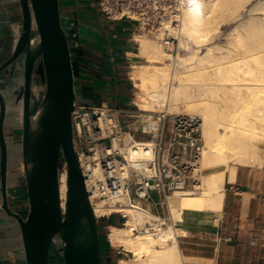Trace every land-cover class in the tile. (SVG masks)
<instances>
[{
	"label": "bare ground",
	"instance_id": "obj_1",
	"mask_svg": "<svg viewBox=\"0 0 264 264\" xmlns=\"http://www.w3.org/2000/svg\"><path fill=\"white\" fill-rule=\"evenodd\" d=\"M180 46L174 55L164 43V31L135 35L139 58L130 78L138 89L142 111L165 110L200 116L205 148L200 162L201 184L196 194L177 192L171 198L173 224L162 235L135 233L150 222L140 210L128 208L127 225L111 226L109 242L133 256L119 264H184L179 223L189 210H220L228 165H254L264 151V0H180ZM134 54V53H133ZM132 55V54H131ZM260 164V163H259ZM67 172L61 175L65 209ZM113 208L100 204L98 216Z\"/></svg>",
	"mask_w": 264,
	"mask_h": 264
},
{
	"label": "water",
	"instance_id": "obj_2",
	"mask_svg": "<svg viewBox=\"0 0 264 264\" xmlns=\"http://www.w3.org/2000/svg\"><path fill=\"white\" fill-rule=\"evenodd\" d=\"M22 33L15 55L25 53L28 81L39 61L40 90L35 112L26 93L20 122L7 125L0 96V237L13 244L24 264H49L56 249L64 264H102V240L74 145L72 115L89 105L75 77L72 52L63 27L62 0H16ZM16 130L21 143H14ZM67 165V199L61 200V175ZM24 180L29 208L14 212L9 199ZM15 250V249H14Z\"/></svg>",
	"mask_w": 264,
	"mask_h": 264
},
{
	"label": "built area",
	"instance_id": "obj_3",
	"mask_svg": "<svg viewBox=\"0 0 264 264\" xmlns=\"http://www.w3.org/2000/svg\"><path fill=\"white\" fill-rule=\"evenodd\" d=\"M76 1L63 25L72 55L83 48L82 15L92 11L110 22H130L134 31H159L170 22L176 32L164 31L165 45L174 49L180 41V0ZM72 127L98 224L117 216L125 226L130 218L126 211L131 208L150 217V222L134 232L158 237L162 229L173 224L170 201L174 194L199 192L205 148L200 117L166 110L147 112L139 107L80 104L72 115ZM63 171L67 172L66 163ZM100 204L113 208V212L98 216ZM175 233L179 239L176 229Z\"/></svg>",
	"mask_w": 264,
	"mask_h": 264
},
{
	"label": "crops",
	"instance_id": "obj_4",
	"mask_svg": "<svg viewBox=\"0 0 264 264\" xmlns=\"http://www.w3.org/2000/svg\"><path fill=\"white\" fill-rule=\"evenodd\" d=\"M76 4V0H62L63 18H70V10ZM15 5L20 12L16 0ZM6 7L4 5L8 14ZM90 17L84 14L81 18L82 49L84 51L88 47L89 54L87 56L83 52V58L78 62L80 87L92 95L88 98L96 106L129 108L135 90L130 78V69L135 63L130 38L133 25L127 21L110 22L98 15L96 26L89 22ZM83 36H90L93 42L87 44ZM9 48V43L0 33V55ZM21 141L22 132L16 130L13 142ZM259 163L235 165L226 171L220 210L185 211L178 227L185 233L179 235L184 264H264V151ZM14 194L12 210L25 214L29 203L24 180L19 181ZM114 219V216L107 218L117 224ZM98 225L100 229L109 230L114 226L106 227L101 222ZM16 249L13 244L4 247L0 237V264H24ZM114 249L110 243L102 246V264H115ZM11 257L15 260L12 261ZM54 264L62 262L56 259Z\"/></svg>",
	"mask_w": 264,
	"mask_h": 264
},
{
	"label": "flooded vegetation",
	"instance_id": "obj_5",
	"mask_svg": "<svg viewBox=\"0 0 264 264\" xmlns=\"http://www.w3.org/2000/svg\"><path fill=\"white\" fill-rule=\"evenodd\" d=\"M4 5L7 6L8 14ZM19 9L20 12L17 10L15 0H0V33L3 34L4 39L10 46L7 51L0 55V96L5 103L7 125H10V128H14L13 124L20 122L27 90L29 89L31 92L30 108L32 112H35L38 106V97L43 95L39 88L41 83L39 75L40 62L38 61L34 66L28 81L26 55L24 52L15 55L23 25L21 8ZM15 198L14 194L11 200ZM11 200L9 199L10 204ZM19 258L25 262L21 256Z\"/></svg>",
	"mask_w": 264,
	"mask_h": 264
},
{
	"label": "rangeland",
	"instance_id": "obj_6",
	"mask_svg": "<svg viewBox=\"0 0 264 264\" xmlns=\"http://www.w3.org/2000/svg\"><path fill=\"white\" fill-rule=\"evenodd\" d=\"M153 33H156V31H152ZM145 33H147V34H150L151 33V31L149 30V29H147V30H137V31H134L133 30V32H132V36L130 37L131 38V44H132V46L134 47V52H135V54H138L139 53V48H140V46L135 42V40H134V38H135V35H143V34H145ZM170 50H169V52L170 53H172V54H174V55H177L178 53H180L182 56H185V54H186V52H185V50L184 49H182V47L180 46V43H176V45H175V48L174 49H171V47H168ZM133 58V61L135 62L134 64H133V66L134 65H145V64H148V62L145 60V59H142V58H139L138 56H134V57H132ZM133 69H130V72L132 71ZM135 88V90H134V94L132 95V98H131V100H130V107L129 108H132V109H134V108H138L137 107V104H136V100H137V93H138V89L136 88V87H134ZM123 108H125V107H123ZM165 110H167V109H165ZM170 112V111H169ZM171 113V112H170ZM190 115V114H189ZM200 117V116H199ZM235 165H228L227 166V169H226V171H228L229 169H231L232 167H234ZM21 187V186H20ZM19 187V188H20ZM154 197L155 198H157V195L155 194L154 195ZM115 221H116V223L117 224H120L121 222H120V218L119 217H115V219H114ZM182 222V221H181ZM180 222V223H181ZM101 224L103 225L104 224V221H101ZM123 227V226H122ZM179 234H180V232H179ZM99 235H100V237H101V240L102 239H104V238H108V235H107V229H100L99 230ZM110 243V242H109ZM111 244V243H110ZM112 245V244H111ZM113 246V245H112ZM115 247V246H114ZM114 251H115V256H114V261H115V264H119V261H120V259H122V258H126V259H129V258H131L132 256H133V254L132 253H127V252H125L122 248H118V247H115V249H114ZM52 257H57V258H60V256H59V254L56 252H53V249L51 250V253H50V257H49V264H52Z\"/></svg>",
	"mask_w": 264,
	"mask_h": 264
},
{
	"label": "trees",
	"instance_id": "obj_7",
	"mask_svg": "<svg viewBox=\"0 0 264 264\" xmlns=\"http://www.w3.org/2000/svg\"><path fill=\"white\" fill-rule=\"evenodd\" d=\"M85 5H86V3H85ZM85 14L86 15H88V16H91L90 17V19H89V22H91V23H93V25H96L97 26V24L99 23L98 22V14H96L94 11H92V12H85ZM62 23H63V25L65 26V24H66V19L65 18H63V20H62ZM83 39H85V41H87V44L89 43L90 44V42H93L92 41V38L89 36V37H86V36H83ZM84 42V41H83ZM88 46V45H87ZM92 48V46H90L89 47V49H91ZM84 49V48H83ZM83 49H81L80 51H78L76 54H73L72 55V60H73V65H74V72H75V77H76V79L78 80V83H79V86H80V82H81V72H80V70L78 69V62H80L81 60H82V58H83V52H86V55L88 56V47L87 48H85V50L83 51ZM81 88V90H82V93H83V96H84V98L86 99V101L90 104V105H94L95 103L93 102V100L92 99H89L88 97H89V95L90 96H92L91 94H88V93H86V91H84V88H82V87H80ZM115 217V216H114ZM102 221H104V225L106 226V227H109V226H111V225H114V226H117V227H122V225H121V223L120 224H115L112 220H107V219H103ZM99 230H100V226H99ZM109 234V229H107V235ZM108 244L109 243V241H108V238L106 237V238H104V239H102V246L103 245H105V244ZM53 252H57L56 251V249L55 248H53ZM58 253V252H57ZM53 259H52V264H54L55 262H56V259H60V261L62 262V264H64L63 263V259L60 257V258H55V257H52Z\"/></svg>",
	"mask_w": 264,
	"mask_h": 264
}]
</instances>
